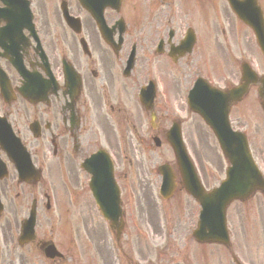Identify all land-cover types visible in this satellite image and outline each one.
<instances>
[{
  "label": "flooded vegetation",
  "instance_id": "1",
  "mask_svg": "<svg viewBox=\"0 0 264 264\" xmlns=\"http://www.w3.org/2000/svg\"><path fill=\"white\" fill-rule=\"evenodd\" d=\"M76 1L53 0L48 7L52 12V15L49 16L44 3L37 2L34 11L32 0H29L33 12V21L38 22V26L36 24L35 27L36 34L40 33L43 37L42 40L38 37V41L44 51L38 49L35 42L29 39L30 31L22 26L25 21L24 18L20 17L19 19L22 27L19 36L14 32L10 38L8 29L3 28L5 25L3 16H0V66L7 74L10 86L9 89L4 86L5 93H0V116L11 125L12 131L19 135L26 144L31 142V133L37 132V138L33 139L40 141V143L36 144L32 151L36 164L43 169H48V172H56L57 176L58 173L63 175L62 179H57L56 184L48 183L50 180L40 184L39 188L44 192L43 195L48 191L60 192L59 195H64L65 191L70 189L68 186L72 187L73 195L75 190H81L82 184L77 177L79 171L76 168L75 160L81 158L83 161L88 155L87 151L92 146L87 138L89 127L67 129L72 111L74 112L76 109L78 119L80 122L82 121L83 125L93 122L99 126L105 138H110L114 118L105 107H119L120 112L124 107H141L138 104H130L128 97L133 87H139L140 81L144 80L146 75L142 71L134 72L132 70L128 74L124 73L133 42H136V48L141 46L143 42L158 43L164 48H169L171 44L176 45L182 39V34L175 36L172 27H169L162 36L152 37L151 32H154L156 26L153 21L149 22L147 26L144 25L148 21L144 16L146 10L155 14L163 6H167L169 16L180 15L185 21V29L190 28L194 31L195 48L205 47L208 44L210 32L216 45L231 42L232 45L237 46L241 40L240 32L232 27L230 20L227 24L209 26V0H170L171 3L167 0H91L95 9L101 7L104 17L107 16L108 18L111 12H115L109 22L106 21V39L101 36L95 24L87 25L84 23L82 27L80 26V33L75 34L65 23L62 14L65 11L74 16L81 13V8ZM114 1H116V10L112 9ZM187 2H189L188 10ZM8 6L9 3L5 4L0 1V9L9 10ZM0 15L2 14L0 13ZM125 15H131L134 30L128 29L123 22L116 23L118 19L124 20L123 16ZM170 21L168 18L167 22ZM142 30H145L146 35H133V33L142 32ZM46 37L51 42L56 40L61 55L51 54L49 56L42 45ZM82 40L86 43L85 50ZM9 45H12V51H9ZM44 52L47 57L42 55ZM9 54L12 55V65ZM183 58H179L178 61H183ZM13 61L20 63L22 70L37 71L44 78H47L46 71H52L55 78L58 77L57 82L54 83L58 90L57 93L50 95L49 101L44 103H30L25 100L18 92L19 88L22 87V77L15 70ZM64 63H67L79 77L80 95L86 93L91 102L79 106L80 104H77L78 99L74 107H71L69 102L67 103L65 82L68 72L64 69ZM50 86V84L47 85L48 90ZM38 88L44 91L45 86L41 83ZM87 107H93L94 111ZM154 107H159V105L154 104ZM137 118L139 125L142 121L141 114H138ZM157 119L159 122L158 112H156L155 122ZM61 126L62 129L59 130ZM46 135L50 136L49 140L46 139ZM68 139L72 140L73 157L69 155L68 147L65 145ZM57 141L62 142V145L57 144ZM46 142H48L47 145ZM50 143H54V149H56L54 150L57 155L55 160H50L46 156V150H48ZM85 144L87 151H83ZM14 181L12 177V184L5 182L0 187L4 192L18 191L19 185L15 184ZM20 189L25 190L23 187ZM32 191L33 187L27 186L25 192ZM71 198L60 199V202L62 205H65L66 202L69 204ZM73 203L74 207L82 204L75 198Z\"/></svg>",
  "mask_w": 264,
  "mask_h": 264
},
{
  "label": "rangeland",
  "instance_id": "2",
  "mask_svg": "<svg viewBox=\"0 0 264 264\" xmlns=\"http://www.w3.org/2000/svg\"><path fill=\"white\" fill-rule=\"evenodd\" d=\"M170 2V0H167ZM264 4V0H262ZM187 10L189 6V2H187ZM165 13H167V6H163L162 9L158 10L154 17H150L148 21L145 23H149L151 21L155 22V30L154 32H151L152 37L156 38L157 34L156 32H161L164 34L166 30L169 27L172 26L173 18L171 23H164L163 17L165 16ZM160 18H162V22H160ZM144 24V25H145ZM130 29L134 30L132 28V21L129 24ZM183 25V24H180ZM147 26V25H146ZM134 35L138 36H144L145 30H142V32L137 31L134 33ZM150 35V36H151ZM245 38V42H243L245 45L249 46V41L247 37ZM141 43L140 48L138 49V60L136 64V68L140 67L139 70L145 69L148 65L150 68H159L161 70V73L163 72L162 78L166 82V89H171L172 93H168L169 96H166V99L169 101L171 98L176 99L179 101V95L177 92V85H171L169 81H167V72L172 71L173 76H175L176 80L179 79L182 81H188L189 80V67L185 65L184 62L180 61L179 64L172 65V63L164 56V55H151L149 52H145L146 43ZM147 45H150L147 43ZM216 48H212L211 50L215 51ZM253 49V45L252 48ZM200 48H197L195 51L198 53ZM206 55V54H205ZM216 55V52L214 53ZM208 56V55H206ZM163 60L166 62L164 63ZM256 67L261 71L263 68L264 70V62L261 59L258 50L256 49ZM135 68V70H136ZM262 70V71H263ZM181 72V73H180ZM163 85V83H162ZM172 87V88H171ZM245 106L241 105V107H234V109L231 112V120L234 127H238L242 130H244L250 140V145L252 148L257 147L262 149L263 157L260 155H257L258 161L263 164L264 163V115L259 107V99L255 92H252L249 97L244 101ZM161 111L167 113V120L166 122L162 123V127L168 125L167 122H170L171 119L174 118V107H165L164 102L161 100ZM175 110L182 111L183 107H176ZM184 126V132H185V138L187 141V144L190 143L192 146H194L195 153L197 154V157L200 159V161L204 164L205 173L207 176V184L208 186L211 184H215L218 179L222 176V169L227 166L226 160H224L220 154V151L217 147V143L212 135V133L203 125V123L200 121V119L196 115H191L190 118H188L187 123L183 124ZM130 128V127H129ZM128 129V128H127ZM162 130V129H161ZM160 137L163 136V130L160 132ZM119 144H114V148L117 152V155L120 154V150H124V146L121 145L120 138H118ZM150 147H153L151 145ZM150 151V148L147 150L146 154L148 156L149 162H152L154 160V163H158L159 160L166 161L169 159V148L165 144H163L159 150H156L155 147H153ZM255 149V148H254ZM156 153H159L157 155ZM145 154V155H146ZM255 154V153H254ZM144 155V156H145ZM255 155V156H256ZM121 158V161L123 160V155H119ZM126 163V162H125ZM260 164V165H261ZM262 166V165H261ZM134 170L135 175H140L141 167L139 164L137 166H129ZM134 178H132V177ZM127 180V190L128 194L126 197V203L128 206H126V209L128 211V222H127V232L134 230L135 228L140 229L142 234L145 232V228L148 230L145 234L142 240L135 245L128 244L127 247L125 244L123 245V251L124 255L126 253L131 254L132 253H139L144 252L146 255L148 254V250L150 249V255H151V247L153 244L160 242V232L158 230H153L151 226H153L152 221H148V215L150 213H153V205L150 201L152 187H150V191L148 192L146 182L141 179V187L139 193L135 190L133 184L131 182L135 181V176L133 173H130V177ZM131 186L133 188V191L131 190ZM14 195L17 193H13ZM30 192H20L19 199L14 201V206L8 207V210H6L5 214L9 217L8 223H4L5 227V233L7 232V226L9 225L12 228V241H14V237L16 234V228L18 226L19 220L25 215V212L28 207V197ZM23 195V196H22ZM183 201H190L189 198L182 195L180 197ZM12 200V193L11 198ZM146 200V202H145ZM255 200V204H254ZM145 204L143 205V203ZM168 210L170 212V215L172 216L175 212V207L172 205V203L167 204ZM182 208H185L181 213L176 215V219L179 220L180 223H176L174 225L175 229L183 228L185 229L186 225L191 222L192 218V211L196 206L192 204L191 202L186 203L182 205ZM190 206V207H189ZM145 207H147L145 209ZM177 207V206H176ZM52 210H44L42 207L39 208L38 215H39V224L41 225V230H39V238H48L50 233L52 234L53 238L57 240L59 243H63L64 237L62 235V224L63 219L62 216L65 215H71L64 214V208L61 206L51 207ZM146 210L147 214V220L144 221L140 218L141 214ZM73 211V210H72ZM140 212H142L140 214ZM73 215V214H72ZM137 215L139 216L141 225L139 222H137ZM246 215V216H245ZM143 213V217H145ZM248 216H252L251 218H248ZM175 219V216L173 220ZM248 219V220H247ZM228 221L231 225L232 231L234 232V244H235V251L237 250L238 255H240L243 260L248 262L249 264H264V252L261 254L262 250L264 249L262 242L263 240H257L255 237V233L260 232L264 233V197L261 199L260 197H253L247 204H245V207L239 204H234L228 210ZM242 221H246L248 225L244 224ZM135 222L134 227H132L133 223ZM253 222V225H250V227H253L254 225L257 227L258 231L250 230L249 224ZM99 227L97 226L96 222H87V224H84L83 221H81L78 225L76 224H66L65 230L71 234L72 237H76V229H79V236L80 238L77 239L78 246L75 248H72L70 246H63L64 251L67 253V259L69 261V264H113L111 259L108 257L110 254L109 249L106 245L101 246V244H96L99 241L100 238L104 237L102 223H98ZM243 224V226H242ZM128 225H131L128 227ZM150 225V226H149ZM77 226V227H76ZM91 226H94L96 228H91ZM98 227V228H97ZM244 227L247 229V234H251L247 241L249 243V247L247 246L245 240L243 239V232ZM245 233V232H244ZM239 241H241L239 243ZM176 245L178 249L181 251L183 248V242L179 239L176 241ZM194 243L189 242L188 248L183 251L184 259L189 261L192 258L191 255V249L194 247ZM251 247V248H250ZM173 250V249H172ZM13 252V251H12ZM172 252V251H171ZM183 255H177L175 259H179L182 261ZM168 256L167 258H169ZM31 260H28V264H39L41 262V257H39L37 254H33L31 257ZM46 264H57V261H48ZM182 264H188L186 262L182 261ZM205 264V263H201Z\"/></svg>",
  "mask_w": 264,
  "mask_h": 264
},
{
  "label": "water",
  "instance_id": "3",
  "mask_svg": "<svg viewBox=\"0 0 264 264\" xmlns=\"http://www.w3.org/2000/svg\"><path fill=\"white\" fill-rule=\"evenodd\" d=\"M245 3L248 4L249 6H251L252 8H254V6H252V4L250 3V0H245ZM261 93L264 95V88L261 90ZM222 112H223V110H222ZM206 117H207V115H206ZM219 130H220L219 127L215 128L216 133H218ZM221 142H222V140H221ZM242 143L243 142H240V148L236 147V145H233V144L232 145L230 144V145H231V150H234V151L236 150V152H237L236 159L238 161L241 160L243 162V160L246 159V155H245L246 154V148L244 147V145ZM224 145L228 149L227 144L224 143ZM231 150L228 149V151L233 152ZM213 200L215 201L216 199H213Z\"/></svg>",
  "mask_w": 264,
  "mask_h": 264
}]
</instances>
